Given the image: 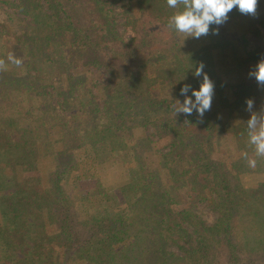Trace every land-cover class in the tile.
I'll return each instance as SVG.
<instances>
[{
    "label": "trees",
    "instance_id": "1",
    "mask_svg": "<svg viewBox=\"0 0 264 264\" xmlns=\"http://www.w3.org/2000/svg\"><path fill=\"white\" fill-rule=\"evenodd\" d=\"M0 3L25 28L0 26V264H264V159L243 157L264 0L199 39L168 27L167 0ZM201 62L211 109L175 116Z\"/></svg>",
    "mask_w": 264,
    "mask_h": 264
},
{
    "label": "clouds",
    "instance_id": "2",
    "mask_svg": "<svg viewBox=\"0 0 264 264\" xmlns=\"http://www.w3.org/2000/svg\"><path fill=\"white\" fill-rule=\"evenodd\" d=\"M167 5L177 11L170 17L168 27L183 36L184 39L193 37L199 39L210 33V26H221L227 22L229 13L237 8L242 15L256 16L258 0H167ZM213 34H218V27L213 30ZM183 39V40H184ZM17 67L23 64L22 59L15 58L11 54L8 56ZM205 65L201 62L195 67L193 75L203 77L199 89H192L185 84L181 88V95L184 100L173 102L174 115H191L195 111L201 118L206 111L211 109L214 96V82L204 72ZM6 70V64L0 59V71ZM250 77H254L257 84L264 88V58H262L253 70L249 72ZM191 90V96L188 95ZM192 97L195 99L193 100ZM247 111L251 113L246 122L248 129V143L253 148V156L247 152L243 157L251 168L257 165L256 158L264 159V107L259 112L253 111L254 101L246 100Z\"/></svg>",
    "mask_w": 264,
    "mask_h": 264
},
{
    "label": "rangeland",
    "instance_id": "3",
    "mask_svg": "<svg viewBox=\"0 0 264 264\" xmlns=\"http://www.w3.org/2000/svg\"><path fill=\"white\" fill-rule=\"evenodd\" d=\"M5 25L6 29L8 32L4 35L5 37H11V39H15L17 35H20L25 28L23 26V22L19 21L16 16H13L11 13L8 15L7 10L2 6L0 3V26ZM121 168L119 169H110L105 173V176L108 177L110 181H112V185L116 184L120 180V171ZM205 212L208 215V209H205ZM241 230L243 233H247L253 238V242L251 243L252 245L255 244L257 241L260 240V237L262 235L261 232H259L256 228L255 225L252 224L251 222H245L242 223L241 225ZM168 244V242H166ZM171 247V246H170ZM251 248V247H250ZM137 259H144L143 256H140V252L135 254ZM142 255V254H141ZM179 256V255H178ZM147 262V260L143 261ZM165 264H185V262H182L180 258L173 256V257H168L166 258Z\"/></svg>",
    "mask_w": 264,
    "mask_h": 264
}]
</instances>
